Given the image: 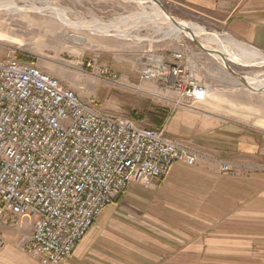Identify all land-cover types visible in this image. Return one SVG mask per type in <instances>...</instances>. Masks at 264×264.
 <instances>
[{"label":"built area","instance_id":"built-area-1","mask_svg":"<svg viewBox=\"0 0 264 264\" xmlns=\"http://www.w3.org/2000/svg\"><path fill=\"white\" fill-rule=\"evenodd\" d=\"M87 67L118 80L108 67ZM141 79L195 103L208 95L181 52L151 54ZM198 156L165 129L102 113L34 63L0 60V224L34 217L25 252L42 264L71 258L130 185L149 189L174 164L194 166Z\"/></svg>","mask_w":264,"mask_h":264},{"label":"rangeland","instance_id":"rangeland-1","mask_svg":"<svg viewBox=\"0 0 264 264\" xmlns=\"http://www.w3.org/2000/svg\"><path fill=\"white\" fill-rule=\"evenodd\" d=\"M10 1L20 10H0V60L34 63L102 113L132 118L140 127L165 129L178 144L200 149L197 161L230 178V188L239 187L243 179L245 192L252 191V180L258 176L263 185L264 95L241 85L221 62L187 36H167L169 27L156 19L151 4L120 0ZM61 13L71 25L62 22L58 16ZM186 21L210 33L225 34L202 20ZM96 23H111L114 29L97 32L92 29ZM176 52L186 55L197 81L207 88L204 101L192 102L172 88L141 79L151 54L168 57ZM89 63L108 67L118 75L117 82L89 69ZM230 65L243 76L264 73V67ZM156 111H166L161 116L165 118L149 115ZM253 160H259L261 166Z\"/></svg>","mask_w":264,"mask_h":264},{"label":"crops","instance_id":"crops-1","mask_svg":"<svg viewBox=\"0 0 264 264\" xmlns=\"http://www.w3.org/2000/svg\"><path fill=\"white\" fill-rule=\"evenodd\" d=\"M160 1L175 18L202 20L264 54V0ZM201 163L174 164L149 189L130 185L63 264H264V181L254 177L246 193L243 179L230 188ZM34 221L0 224V264H42L25 252Z\"/></svg>","mask_w":264,"mask_h":264},{"label":"bare ground","instance_id":"bare-ground-1","mask_svg":"<svg viewBox=\"0 0 264 264\" xmlns=\"http://www.w3.org/2000/svg\"><path fill=\"white\" fill-rule=\"evenodd\" d=\"M137 3L138 4H147L145 2H142V3L137 2ZM151 7L153 8V10L156 14V19L164 21L168 25L169 31L166 33L167 36L180 38L181 36L184 35V36H187L189 39H191L189 34L184 33L181 29L175 27L172 23H170V21L168 20V17L159 9L158 6L151 5ZM1 9H12V11H15V10L19 11L20 10L18 8V5L11 2L10 0L9 1L8 0H0V10ZM39 9L40 8H38L37 10H39ZM41 10L42 9H40V11ZM54 11H56V10H54ZM58 16H60V18L63 20L62 22H64V24L71 25V23L69 21H67V19L64 17V15L62 13H61V15H58ZM58 16H57V18H58ZM149 20H151V19H149ZM72 24L74 25V23H72ZM189 25H190V28L193 30L196 38L200 42H202V44L204 45V47L206 49L212 50V51L218 50V51L222 52L223 54H225L229 64L233 63L235 65H238V66H241L244 68H250V67L261 68V67H264V54L262 52L252 48L251 46H248L247 44H244V43L234 39L233 37L229 36L228 34L222 35V34H218L216 32L210 33L204 27H202L198 24H195V23H189ZM90 26H92V25L90 24ZM85 27L87 28V26H85ZM112 27L114 29V24H111V23L110 24L96 23L94 26H92V29L94 31H97V32L102 31V32L107 33V32H109L110 29H112ZM117 28H119V27H117ZM157 28H159V27H157ZM124 33H127V32H124ZM211 56L223 64L222 60L218 56H215V55H211ZM223 66H224V64H223ZM244 78L246 79L247 83L250 86H252V88H254L255 90H257V91L258 90H264V73L258 72V73L253 74V75H246V76H244ZM238 82L241 85H243L240 81H238Z\"/></svg>","mask_w":264,"mask_h":264},{"label":"water","instance_id":"water-1","mask_svg":"<svg viewBox=\"0 0 264 264\" xmlns=\"http://www.w3.org/2000/svg\"><path fill=\"white\" fill-rule=\"evenodd\" d=\"M123 2H127V3H132V2H145L147 4H151V5H156L159 7V9L168 17V20L170 21V23H172L175 27L181 29L184 33L189 34L190 35V40L195 43L204 53L208 54V55H215L218 56L223 64L225 69L232 74L234 77H236L238 79V81H240L248 90L257 93V94H261L264 95V90H255L254 88H252V86H250L246 79L244 78L243 75H240L238 73H236L233 68L231 67V65L229 64L225 54H223L222 52L218 51V50H208L204 47V45L202 44V42H200L193 30L190 28L189 22L186 21H182V20H178L175 17H173L169 11L166 9V7L164 6V4L160 1V0H120Z\"/></svg>","mask_w":264,"mask_h":264},{"label":"trees","instance_id":"trees-1","mask_svg":"<svg viewBox=\"0 0 264 264\" xmlns=\"http://www.w3.org/2000/svg\"><path fill=\"white\" fill-rule=\"evenodd\" d=\"M166 113H167L166 111H160V112H157L156 111V113L155 112L154 113H151L150 112L149 115L152 116V117H154V118H162L163 119L165 117H161V116H165ZM134 115H136V113H134Z\"/></svg>","mask_w":264,"mask_h":264}]
</instances>
